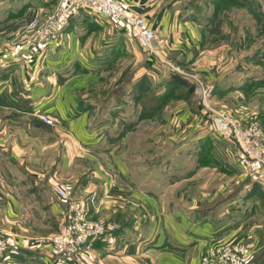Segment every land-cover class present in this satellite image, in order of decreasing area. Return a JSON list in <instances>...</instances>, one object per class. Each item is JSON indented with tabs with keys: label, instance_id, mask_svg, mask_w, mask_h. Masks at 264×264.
Here are the masks:
<instances>
[{
	"label": "crops",
	"instance_id": "crops-1",
	"mask_svg": "<svg viewBox=\"0 0 264 264\" xmlns=\"http://www.w3.org/2000/svg\"><path fill=\"white\" fill-rule=\"evenodd\" d=\"M42 1L0 0V34H11L34 14L48 16L52 10ZM128 1L166 46L173 67L194 66L209 77L210 100L224 106L231 101L258 114L257 100L242 105L238 91L197 65L199 35L184 0ZM58 37L62 54L56 52L59 46L8 54L6 42L0 45V236L8 242L0 264H199L207 248L226 242L241 243L240 264H264V197L258 195L264 176L241 173L240 154L232 147L225 151L238 168L225 173L202 165L169 183L160 175L142 176L144 166L125 162L118 145L103 146L88 110H81L76 99L91 88L99 90L105 80L114 87L166 70L128 30L85 7L71 13ZM180 107L186 106L176 104L177 111ZM195 109L192 115L205 124L192 135L175 130V137L204 145L214 133L202 105ZM187 111L177 115L183 123ZM194 152L179 150L181 157L190 154L192 163L202 156ZM54 181L72 199L87 202L90 218L104 215L115 224L109 238L92 242L80 263L55 260L48 244L38 242L66 220L67 202L51 189Z\"/></svg>",
	"mask_w": 264,
	"mask_h": 264
},
{
	"label": "rangeland",
	"instance_id": "rangeland-1",
	"mask_svg": "<svg viewBox=\"0 0 264 264\" xmlns=\"http://www.w3.org/2000/svg\"><path fill=\"white\" fill-rule=\"evenodd\" d=\"M44 2L46 4L45 9L50 8L53 11L57 0H44ZM184 3L189 18L194 21L199 35L197 65H203L207 71L212 73V76L224 79V81H220L223 87L231 86L234 89L231 91L235 93L238 91L242 101H244L242 105L257 100L259 115L253 109L251 110V107L248 109L246 107L247 112L242 111L244 109L241 110V106L236 105L235 107L231 101H226L229 106L219 105L217 99L210 100L209 96L206 97L208 106L217 112L230 114L238 126L246 127L249 123L256 122L263 135L260 144L264 146V0H184ZM79 8H84V6H79ZM35 16L41 19L42 15L34 14L9 35L0 34V45L2 42H6L4 53L32 54L50 46L53 48L59 46L56 52L62 54L63 49L60 42H57L59 37L52 44L43 48L36 45L38 42H35L34 29L26 28L27 23ZM128 31L136 39L133 33ZM162 53L166 63L159 58L157 61L166 70L164 74L155 77L143 78L141 76V78L129 79L119 86L116 85L117 87H107L108 83L106 82L108 80H105L99 90L91 88L87 94L77 97L79 108L88 110L91 128L101 135L103 146L109 148L118 145L125 162H135L144 166L142 176L147 175V178H155V176L160 175L164 183L173 182L176 178L185 176L187 174L186 169L195 167L194 171L196 172L202 165H215L221 171L229 170L235 165V162L231 157H228L227 151H225L228 147H232L235 152L237 151V154H240L241 173L246 176L249 174L260 176L252 174L248 170L247 162L241 154L240 145L236 141L224 139L215 134L212 129L210 132L214 133V135L212 134L214 137L209 139L211 147L207 143L204 147L202 144L180 141L179 136L175 137V130L177 132L184 128L183 132L192 135L199 130L200 123H204V119L198 121L196 115L192 114L196 110V105L199 108L202 105L204 109L202 89L209 91L211 82L205 73L196 70L194 66L173 67L168 60L169 53L165 45ZM113 67L117 66L115 64L110 65L108 69ZM174 74L182 77L181 80L189 91L181 89L178 96L170 94L169 99H159L158 96L165 91L166 85L170 86L169 84L173 83L171 76ZM126 79L127 77H124L123 81ZM199 82L202 87L197 90L200 86ZM190 87L191 89H189ZM182 102L188 108L187 115L189 118L185 123L177 116L187 110L186 107H180L177 111L176 104L181 106ZM241 112L243 118L240 117ZM41 115L46 114H40L41 119L52 123L47 115L46 120ZM192 118L194 119L192 120ZM206 124L213 128L210 120L206 121ZM183 143L189 144L184 145ZM182 148L185 151L194 150V153L201 151L202 156L198 159L195 158L194 163H192L190 154L184 155L185 157L180 156L179 150ZM207 154L210 155L209 158H207ZM235 166L237 167V165ZM182 167L185 168L184 173L177 170V168L182 169ZM226 173L228 172L226 171ZM54 185L62 186L54 181L50 185L51 189ZM75 200L85 204L88 222L94 223L99 219L103 220L105 224L110 223L115 227V224L104 215L90 218L87 202L81 198ZM68 215L69 212L67 211L66 220L63 221L65 224L70 222ZM63 222H60L59 225ZM59 225L53 235L40 239L38 242H48L52 237L59 235ZM0 238L7 241L1 236ZM90 250L91 248L88 249V251ZM50 254L55 260L62 259L59 257L60 255L51 250ZM3 258L4 255L0 258V262Z\"/></svg>",
	"mask_w": 264,
	"mask_h": 264
},
{
	"label": "built area",
	"instance_id": "built-area-1",
	"mask_svg": "<svg viewBox=\"0 0 264 264\" xmlns=\"http://www.w3.org/2000/svg\"><path fill=\"white\" fill-rule=\"evenodd\" d=\"M84 6L96 12L100 17L116 25L118 28L130 30L136 38L138 46L145 49L156 60L164 59L163 46L149 23L133 10L134 4L128 0H57L53 11L40 19L32 18L26 25L34 29L35 42L40 48L50 45L57 39L60 30L65 27L74 9ZM33 38V37H32ZM159 58V59H158ZM160 60V61H161ZM199 90L202 86L199 82ZM205 115L213 125L215 134L224 139L234 140L240 145L241 154L247 162L248 170L252 174L264 176V146L260 144L263 139L256 122L246 127L238 126L228 113L217 112L206 102L209 91L202 89ZM207 111H206V110ZM45 120L46 115H41ZM52 190L61 200L67 202L66 211L69 212L70 222L59 225L60 234L48 240L50 250L60 255L59 259L74 258L79 263L86 259V253L96 239L109 238L108 234L115 228L113 224L96 220L94 223L86 219L87 209L84 203L72 199L64 187L54 185ZM43 241V244H46ZM7 249V241L0 238V258ZM243 248L237 242L220 243L206 249L200 258L199 264H240L243 260Z\"/></svg>",
	"mask_w": 264,
	"mask_h": 264
},
{
	"label": "trees",
	"instance_id": "trees-1",
	"mask_svg": "<svg viewBox=\"0 0 264 264\" xmlns=\"http://www.w3.org/2000/svg\"><path fill=\"white\" fill-rule=\"evenodd\" d=\"M172 77V82L173 83H171V84H169L170 86H167L166 85V87H165V91H163L161 94H159V96H158V98L159 99H161V100H163V99H166V98H168L169 99V97H170V94H172V95H177L178 96V94H179V91L182 89L183 91H184V89H186V91H189L187 88L188 87H185V85H184V82H183V80H181L182 79V77L181 76H179V75H177V74H174V75H172L171 76ZM181 77V78H180ZM173 84V85H172ZM189 89H191V87L189 88ZM166 92V93H165ZM171 95V96H172ZM168 96V97H167ZM182 96H184V95H182ZM205 143H207L208 145H210V142H206V141H204V145H205ZM203 145V146H204ZM205 147V146H204ZM209 153V152H208ZM210 157V155H208L207 154V158H209ZM254 183V185H259V182H253ZM258 195L260 196V197H264V191H262V190H260V188H258Z\"/></svg>",
	"mask_w": 264,
	"mask_h": 264
}]
</instances>
